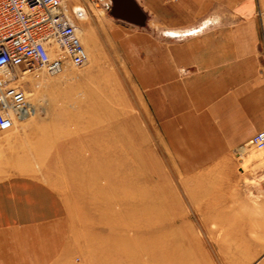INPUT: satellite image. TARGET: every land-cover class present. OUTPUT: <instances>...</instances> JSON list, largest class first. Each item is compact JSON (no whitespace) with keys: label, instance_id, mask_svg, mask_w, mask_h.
<instances>
[{"label":"rangeland","instance_id":"1","mask_svg":"<svg viewBox=\"0 0 264 264\" xmlns=\"http://www.w3.org/2000/svg\"><path fill=\"white\" fill-rule=\"evenodd\" d=\"M104 2L62 0L89 60L19 76L33 112L0 134V180L28 176L58 194L69 239L57 264H264V150L238 146L211 163L185 116L161 117L173 69L160 53L149 69L144 52H124ZM237 7L256 17L264 54V0Z\"/></svg>","mask_w":264,"mask_h":264},{"label":"crops","instance_id":"2","mask_svg":"<svg viewBox=\"0 0 264 264\" xmlns=\"http://www.w3.org/2000/svg\"><path fill=\"white\" fill-rule=\"evenodd\" d=\"M103 1L105 8L111 5ZM135 1L146 14L144 26L111 15L104 21L121 37L124 52L145 53L147 68L160 53L162 65L173 69L162 76L161 117L179 122L185 116L201 147H210L211 163L264 130L263 30L256 17L238 8L239 0ZM235 17L242 24L235 25ZM256 165L248 167L259 174ZM68 225L63 202L45 182L28 176L0 180V264H57L68 245Z\"/></svg>","mask_w":264,"mask_h":264},{"label":"built area","instance_id":"3","mask_svg":"<svg viewBox=\"0 0 264 264\" xmlns=\"http://www.w3.org/2000/svg\"><path fill=\"white\" fill-rule=\"evenodd\" d=\"M62 9L61 0H0V134L27 110L25 91L13 85L12 73H55L67 61L74 66L87 62L76 27ZM52 45L54 56L49 55ZM247 146L264 150V130L252 135Z\"/></svg>","mask_w":264,"mask_h":264},{"label":"water","instance_id":"4","mask_svg":"<svg viewBox=\"0 0 264 264\" xmlns=\"http://www.w3.org/2000/svg\"><path fill=\"white\" fill-rule=\"evenodd\" d=\"M109 14L126 22L143 26L146 14L135 0H110Z\"/></svg>","mask_w":264,"mask_h":264},{"label":"bare ground","instance_id":"5","mask_svg":"<svg viewBox=\"0 0 264 264\" xmlns=\"http://www.w3.org/2000/svg\"><path fill=\"white\" fill-rule=\"evenodd\" d=\"M61 2H62V0H61ZM66 16V15H65ZM67 17V16H66ZM67 19L70 21V22H72L68 17H67ZM73 23V22H72ZM74 24V23H73ZM75 25V24H74ZM75 27H76V25H75ZM76 34H79L80 36H78V38L80 37V42H84V38H83V36H82V33H81V31H76ZM81 43V44H82ZM83 46V45H82ZM84 47V46H83ZM85 49V48H84ZM54 51V46L52 45L50 48H49V53H52ZM85 52H86V54H87V62H88V60H89V57H88V53H87V51H86V49H85ZM50 55V54H49ZM68 62V61H67ZM86 62V63H87ZM66 63V62H65ZM64 63V64H65ZM70 63V62H69ZM64 64L62 65V67L57 71V72H55V73H48L47 71H45L46 73H48L49 75H53V76H55V74L57 75V73H59L60 71L62 72L63 71V66H64ZM73 65V64H72ZM13 74V76L15 77V81L13 82V85H18V79H19V76L21 75V74H24V73H19L17 70L14 72V73H12ZM21 88V87H20ZM25 91V90H24ZM25 95H26V91H25ZM26 98H27V95H26ZM27 103H28V101H27ZM29 104V103H28ZM28 104H27V110L26 111H24V112H21V114L18 116V120H19V118H21V117H24L26 114H29V112H33V108H31V107H28ZM29 111V112H28ZM16 120H14V122H15ZM14 124V123H13ZM13 127V126H12ZM11 127V128H12ZM10 130V129H9ZM8 131V130H7ZM241 149L242 148H245V147H243V145H241V147H240ZM168 242V241H167ZM165 243V242H164ZM166 244V243H165ZM167 244H169V243H167ZM169 246V245H168ZM163 248V254L164 253H167V254H171L172 253V255L173 254H177V251L175 252L174 251V249L172 250V248L170 249V247H167L169 250H170V252H168L167 250L165 251L164 250V248H165V246H163L162 247Z\"/></svg>","mask_w":264,"mask_h":264}]
</instances>
